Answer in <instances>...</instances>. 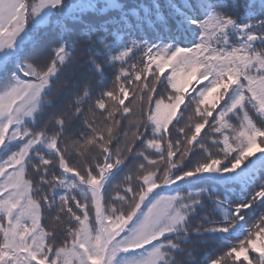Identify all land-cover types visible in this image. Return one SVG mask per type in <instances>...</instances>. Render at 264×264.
Here are the masks:
<instances>
[{
	"label": "snow or ice",
	"instance_id": "6c2138e0",
	"mask_svg": "<svg viewBox=\"0 0 264 264\" xmlns=\"http://www.w3.org/2000/svg\"><path fill=\"white\" fill-rule=\"evenodd\" d=\"M0 264H264V0H0Z\"/></svg>",
	"mask_w": 264,
	"mask_h": 264
}]
</instances>
